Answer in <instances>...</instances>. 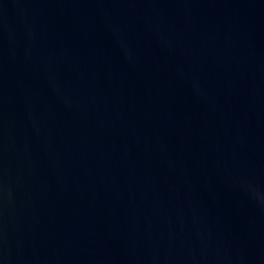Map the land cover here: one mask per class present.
Instances as JSON below:
<instances>
[{
	"label": "water",
	"instance_id": "95a60500",
	"mask_svg": "<svg viewBox=\"0 0 264 264\" xmlns=\"http://www.w3.org/2000/svg\"><path fill=\"white\" fill-rule=\"evenodd\" d=\"M0 264H264V0H0Z\"/></svg>",
	"mask_w": 264,
	"mask_h": 264
}]
</instances>
